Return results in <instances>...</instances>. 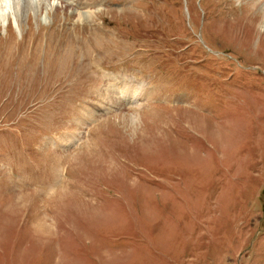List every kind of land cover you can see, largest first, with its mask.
Returning <instances> with one entry per match:
<instances>
[{
	"label": "rangeland",
	"instance_id": "1",
	"mask_svg": "<svg viewBox=\"0 0 264 264\" xmlns=\"http://www.w3.org/2000/svg\"><path fill=\"white\" fill-rule=\"evenodd\" d=\"M254 1L0 0V264H264Z\"/></svg>",
	"mask_w": 264,
	"mask_h": 264
},
{
	"label": "bare ground",
	"instance_id": "2",
	"mask_svg": "<svg viewBox=\"0 0 264 264\" xmlns=\"http://www.w3.org/2000/svg\"><path fill=\"white\" fill-rule=\"evenodd\" d=\"M22 1H23V4H22ZM40 1H42V0H13V2H14V5H15V7L13 6L12 8L13 9H15L16 10V7H18V5H26L27 3H29V2H31L33 5H39L40 4ZM45 1V0H44ZM47 1H49V0H47ZM51 2V1H50ZM54 3V2H53ZM254 3H255V6H257V9L259 8V1L258 0H255L254 1ZM28 5V4H27ZM254 6V7H255ZM262 7L264 8V2L262 3ZM264 15V14H263ZM0 17H3L4 18V20H6V16H5V14L4 13H0ZM130 81H131V79H129ZM132 82H133V80H132ZM139 86H140V88L141 87H143L144 85L142 84V83H139ZM135 93H132L131 95L133 96ZM136 95V94H135ZM134 97V96H133ZM132 97V98H133ZM131 97H130V99L129 100H131L132 99Z\"/></svg>",
	"mask_w": 264,
	"mask_h": 264
}]
</instances>
